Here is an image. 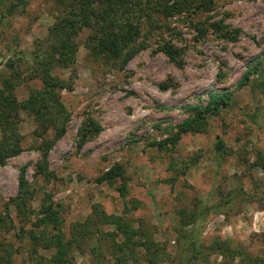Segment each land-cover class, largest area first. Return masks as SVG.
I'll use <instances>...</instances> for the list:
<instances>
[{
  "label": "rangeland",
  "instance_id": "rangeland-1",
  "mask_svg": "<svg viewBox=\"0 0 264 264\" xmlns=\"http://www.w3.org/2000/svg\"><path fill=\"white\" fill-rule=\"evenodd\" d=\"M65 2L29 0L24 13L4 18L0 5V74L14 51H28L36 40L45 38ZM168 22L169 30L144 37L145 48L123 69L94 59L84 44L88 31L79 33L74 65L52 71L62 80L72 78L71 89L61 92L70 118L47 157L56 178L45 181L35 175L40 141L32 134L34 118L21 113L22 150L0 165L1 219L10 217L17 231L30 229L43 193H49L67 237L71 225L84 221L92 205L99 204L106 214L149 234L162 249L153 264L176 259L183 234H193L204 245L217 238L229 240L238 249L233 258L213 253L189 264H250L247 256L264 261V164H258L264 158V0H213L210 11H191ZM216 22L234 36L224 39L213 31L211 24ZM195 24L208 29L204 37ZM164 41L180 51L179 64L159 50ZM29 83L41 86L39 80ZM225 91L232 94L228 106L207 118L203 132L158 146L176 125L192 116L191 108L204 107ZM16 94L25 98L26 86L17 87ZM86 118L96 121L100 131L82 143L79 130ZM217 137L224 144L221 156L214 149ZM115 165L122 167L126 177L124 196L117 190L119 178L99 181ZM22 169L37 191L30 201L34 216L25 225L11 202ZM98 228L103 231L100 247L110 264H152L143 260L140 248L135 249L137 261L116 255L111 245L122 240L118 226ZM22 235L10 264H33L31 242ZM0 240L17 246L14 230L1 228ZM52 253L38 250L48 258ZM69 263L92 264L88 247L73 248Z\"/></svg>",
  "mask_w": 264,
  "mask_h": 264
},
{
  "label": "trees",
  "instance_id": "trees-1",
  "mask_svg": "<svg viewBox=\"0 0 264 264\" xmlns=\"http://www.w3.org/2000/svg\"><path fill=\"white\" fill-rule=\"evenodd\" d=\"M29 0H0L4 7L1 18L15 13H24ZM213 0H66L64 11L47 28L44 39L34 42L30 50L14 51L4 64L5 72L0 74V165L18 155L22 150L23 136L19 133L22 121L21 113H27L35 120L32 134L40 141L37 150L40 152L35 175L45 181L56 178L49 169L48 152L55 140L61 137L69 121L70 113L65 108L61 92L72 87V78L62 80L52 73L53 68L62 66L72 67L78 51L77 37L84 29L88 31L84 42L94 59H104L123 69L128 62L145 48L144 37L148 34H160L169 30L168 20L194 11H210ZM1 20V19H0ZM194 28L202 38L208 29L203 24H195ZM211 28L224 39H231L234 34L221 23H212ZM238 31H234L237 33ZM159 50L171 61L180 63V51L169 42H162ZM244 82L249 78L245 73ZM39 80L41 86L29 82ZM26 86L27 96L19 99L16 89ZM164 88V85H160ZM232 98L231 92L225 91L211 97L204 107H193L192 116L186 118L171 130V136L165 141L158 142L160 148L166 143L174 145L184 134L203 132L209 116H215L228 106ZM99 125L92 118H86L79 130L81 142L98 134ZM52 133V137L49 133ZM216 153L221 156L224 144L220 138L214 143ZM258 164H264L260 157ZM119 178L122 183L118 191L125 195V181L123 169L115 165L108 170L99 181H114ZM37 193L25 176V169L20 171L18 193L11 199L15 207L16 217L24 225L30 216H34V209L30 201ZM9 216V205L4 204ZM31 223L30 229L20 227L11 221L0 218V229L14 230L17 246L12 242L0 240V264H10V261L23 241L25 233L31 242L29 259L33 264H70V251L73 248L81 250L88 247L92 264H110L100 247L103 234L102 226H118L122 240L112 241L111 249L130 260H139L135 249L144 251L143 260L154 263V258L162 249L151 239L149 234L141 229L132 228L120 217L108 215L99 204L92 205V212L84 221L73 223L69 235L62 230L63 220L56 204L49 193H43L39 215ZM25 222V223H24ZM22 232V234H21ZM108 234V233H107ZM111 234H109L110 236ZM98 236L97 240H91ZM114 240V239H113ZM264 241V233L262 234ZM86 242V244H85ZM178 247V256L169 264H189L197 259H205L208 255L218 253L222 256H238L237 248L229 240L214 239L209 245L201 244L193 234H183ZM53 250L50 258L39 255L38 250ZM250 264H264L257 257H246ZM153 260V261H152Z\"/></svg>",
  "mask_w": 264,
  "mask_h": 264
}]
</instances>
